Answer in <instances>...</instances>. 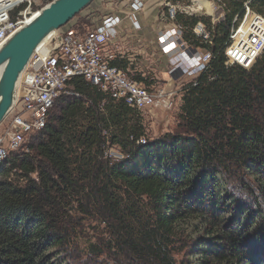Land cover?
I'll return each mask as SVG.
<instances>
[{"label":"trees","instance_id":"trees-1","mask_svg":"<svg viewBox=\"0 0 264 264\" xmlns=\"http://www.w3.org/2000/svg\"><path fill=\"white\" fill-rule=\"evenodd\" d=\"M244 2L224 0L209 67L181 93L176 135L149 142L140 112L71 80L75 95L0 164V264H264V52L250 70L224 54ZM252 8L264 15V0ZM200 20L177 18L190 46ZM108 142L123 160L105 158ZM81 220L109 239L87 241Z\"/></svg>","mask_w":264,"mask_h":264},{"label":"built area","instance_id":"built-area-1","mask_svg":"<svg viewBox=\"0 0 264 264\" xmlns=\"http://www.w3.org/2000/svg\"><path fill=\"white\" fill-rule=\"evenodd\" d=\"M36 1L16 2L1 10L0 44L27 24L34 10L39 11V8H33L32 3ZM252 1L245 0L243 10L232 20L229 39L224 47L226 66L240 65L250 70L264 52V15L252 8ZM42 2L44 5L50 3L49 0ZM23 6L17 17L12 19L11 13ZM140 6L137 2L132 8L137 10ZM163 6L168 8L164 18L171 19V30L159 39L161 52L166 55L171 52V80L176 84L177 76L182 75L185 79L182 87L175 89L172 84V88L149 87L127 70L111 64L112 59L109 60L104 49L117 35L119 18H107L87 29L70 22L37 48L18 82L15 104L0 133V164L11 152L22 148L28 136L46 128L50 113L60 97L75 95L69 89L74 78L84 79L140 113L155 108L172 110L184 87L195 82L208 69L213 58L214 34L217 26L226 19L227 7L224 0H165ZM179 16L201 18L192 28L198 46H190L184 40L187 27L177 23ZM138 144H146V140L142 139ZM105 158L119 162L125 156L108 142Z\"/></svg>","mask_w":264,"mask_h":264},{"label":"crops","instance_id":"crops-1","mask_svg":"<svg viewBox=\"0 0 264 264\" xmlns=\"http://www.w3.org/2000/svg\"><path fill=\"white\" fill-rule=\"evenodd\" d=\"M164 1L100 0L92 11L95 25L110 17L119 18L117 35L105 46V55L109 60L124 61L127 72L144 79L146 84L169 76L171 56L161 52L159 41L161 35L171 30V24L164 18ZM137 2L141 6L134 10L132 5ZM169 77L164 83L170 82ZM159 84L155 82L156 86ZM166 85L171 86V82Z\"/></svg>","mask_w":264,"mask_h":264},{"label":"water","instance_id":"water-1","mask_svg":"<svg viewBox=\"0 0 264 264\" xmlns=\"http://www.w3.org/2000/svg\"><path fill=\"white\" fill-rule=\"evenodd\" d=\"M95 0H54L0 44V126L12 110L17 85L37 48Z\"/></svg>","mask_w":264,"mask_h":264},{"label":"rangeland","instance_id":"rangeland-1","mask_svg":"<svg viewBox=\"0 0 264 264\" xmlns=\"http://www.w3.org/2000/svg\"><path fill=\"white\" fill-rule=\"evenodd\" d=\"M99 1L100 0H95L90 7H88L82 13H80L77 17H75L72 20V22L78 23L79 27H81L83 29H87V27H91L93 24L92 11L94 9V6ZM32 4H33V8L39 7V10H41L42 6L44 7L46 5V4L44 5L42 0H37L36 2H33ZM167 9H168L167 7L163 6V10L165 11V15H166V13H168ZM34 11L37 12L38 10L37 11L34 10ZM19 12H18V14H19ZM227 14H228V10H227ZM166 21L169 25L171 24L170 18L169 19L166 18ZM160 37H162V35ZM169 50H171V48ZM170 56H171V52H170ZM170 69H171V66L169 64V70L167 72H168V75L170 77L167 75L166 76L164 75V76H161V78H160L161 80H155L156 83H161V84L157 85L158 87L159 86H166V87L172 88V86H173L175 89H177V88H180L183 86V83H185V79L182 78V75L177 76V79H176L177 83L174 84V82L171 80V75L169 73ZM168 77L170 78V82H171L172 86L166 85L170 82L164 83L168 80ZM148 80L150 81V79H148ZM155 82H150V84H148V81H147V86L157 87L155 85ZM151 84H154V85H151ZM180 99H181V94L178 97H176V103H175V106L172 110H164L161 108H158V109L155 108L152 111L148 110V111L141 113V115L143 117V124L145 125V128H146V135H147L146 138L149 142L161 140V139H164L165 137H167L169 135H176L180 132V126H179V120H178V115L180 113V106H181V100ZM5 126H6V121L4 123V126L0 127V133L3 132V129ZM105 133L106 134H104V135L106 137H108L106 131H105ZM107 145H108V143H107ZM78 222H80V220H78ZM81 223H82L81 224V226H82L81 232L84 234L85 239H87V241L96 242L98 240H108L109 239L106 236L105 231L103 230L104 226L101 225L100 223L92 221V220H86L84 222H83V220H81ZM80 246L81 247L83 246L82 242H80ZM81 247L78 248L74 252V256L79 257L80 259H83L82 261H86L84 258L85 257L84 252H83V250H81ZM105 263L108 264V261Z\"/></svg>","mask_w":264,"mask_h":264},{"label":"bare ground","instance_id":"bare-ground-1","mask_svg":"<svg viewBox=\"0 0 264 264\" xmlns=\"http://www.w3.org/2000/svg\"><path fill=\"white\" fill-rule=\"evenodd\" d=\"M21 1H24V0H0V13L2 12V11H4V10H2V9H6L8 6H10V5H13V4H15L16 2H21ZM2 10V11H1ZM37 12H39V11H37ZM37 12H35L34 14H33V17L36 15V13ZM32 17V16H31ZM31 17H28V22H30L32 19H33V17L31 18ZM4 42V41H3ZM2 42V43H3Z\"/></svg>","mask_w":264,"mask_h":264}]
</instances>
